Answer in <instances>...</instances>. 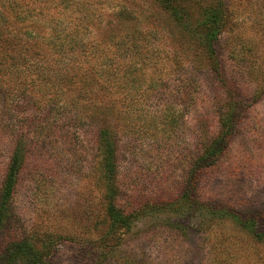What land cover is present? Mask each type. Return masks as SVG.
Returning a JSON list of instances; mask_svg holds the SVG:
<instances>
[{
	"label": "rangeland",
	"instance_id": "1",
	"mask_svg": "<svg viewBox=\"0 0 264 264\" xmlns=\"http://www.w3.org/2000/svg\"><path fill=\"white\" fill-rule=\"evenodd\" d=\"M119 5L129 14H116ZM218 5L215 71L187 32L203 33L206 10ZM182 8L186 27L158 0H0V188L20 138L27 151L0 250L19 236L50 264H264L256 236L264 235V0H183ZM106 56L131 95L100 88ZM109 102L135 118L132 127L115 120L124 207L178 200L203 145L229 131L195 187L199 203L112 223L94 143ZM89 116L95 129L83 126Z\"/></svg>",
	"mask_w": 264,
	"mask_h": 264
},
{
	"label": "trees",
	"instance_id": "2",
	"mask_svg": "<svg viewBox=\"0 0 264 264\" xmlns=\"http://www.w3.org/2000/svg\"><path fill=\"white\" fill-rule=\"evenodd\" d=\"M163 8L171 15L179 20L180 24L184 25L186 22L184 19L185 15L182 13V1L183 0H158ZM220 2V0H219ZM129 10L124 5H119L118 13L119 16H124L129 14ZM224 23V17L221 11H219V5L216 9L211 8L209 11L206 10L204 15V20L201 23L203 33L197 34L196 30L188 31L192 37H195L197 41L201 43L203 48L209 53L212 61L214 62L215 71H220L222 64L217 54L216 43L218 41L219 34L222 30ZM186 27V26H185ZM140 37H134L130 43L134 44V48H139L141 46ZM123 43L129 44V40ZM106 67L101 70L102 83L101 89L106 91V95L115 96L117 94V89L124 91L126 95H131L133 85H128L127 77L120 76L119 70L114 67L113 60L111 57L106 56ZM110 62V63H109ZM184 65L181 67L183 69ZM128 74L129 71L124 72ZM119 80H124V84H119ZM106 106L105 114H103L102 120H100L99 129L95 133V146L98 152V169L99 175L98 180L104 185V198L106 201L105 212L111 219L114 225H128L137 215H139L145 208H162L167 206L175 205L176 201H182L181 203L196 204L199 203L196 194L194 193L195 187L200 180L202 173L206 168L214 165L217 159L222 155L225 149L228 147L229 139L231 135L229 131H221L217 136L208 140L203 145V151L193 162V167L188 172V178L186 180V185L184 191H182L178 200H173L169 202L164 201H153L151 204L146 201L140 203L137 200H131L127 206H122L116 200L119 194V140H118V125L116 123L117 119L122 115V118L126 120V126L132 127L133 124L131 120H135L133 117V112L130 109H126L122 113L117 110V106L109 102ZM129 105V103L127 104ZM73 109V108H72ZM71 109V110H72ZM98 117V116H97ZM99 118V117H98ZM100 119V118H99ZM96 116H89L86 121L87 125H83L87 129H95L94 122ZM116 120V121H115ZM233 122V120H232ZM81 126V128H80ZM79 125V130L83 128ZM88 126V128H87ZM225 127V121L222 123ZM26 148L24 147L23 138H20L18 144L14 147L13 153L9 160L5 177L0 188V226L3 224L6 218V209L11 202V197L14 195L16 182L18 180L19 173L23 169L24 162L26 159ZM129 201V200H128ZM148 202V203H147ZM147 203V204H146ZM146 204V205H145ZM151 206V207H149ZM259 239L264 236L262 233L256 235ZM47 256H44L42 252L36 249V247L21 237L12 236L9 243H7L3 249L0 250V264H16L18 260H25L28 264H50L46 260Z\"/></svg>",
	"mask_w": 264,
	"mask_h": 264
}]
</instances>
